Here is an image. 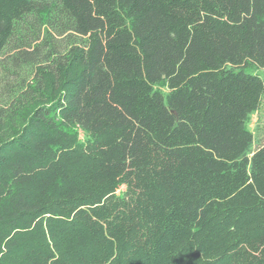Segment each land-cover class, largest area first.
I'll return each mask as SVG.
<instances>
[{
	"label": "trees",
	"instance_id": "trees-1",
	"mask_svg": "<svg viewBox=\"0 0 264 264\" xmlns=\"http://www.w3.org/2000/svg\"><path fill=\"white\" fill-rule=\"evenodd\" d=\"M6 49L0 264H264V0H0Z\"/></svg>",
	"mask_w": 264,
	"mask_h": 264
},
{
	"label": "rangeland",
	"instance_id": "rangeland-1",
	"mask_svg": "<svg viewBox=\"0 0 264 264\" xmlns=\"http://www.w3.org/2000/svg\"><path fill=\"white\" fill-rule=\"evenodd\" d=\"M10 56L9 49L0 55V100L9 94L12 88L20 85L31 73L29 66H14L10 63ZM258 72L264 77V69ZM247 125L252 131L255 141L264 139V97L259 107L248 116Z\"/></svg>",
	"mask_w": 264,
	"mask_h": 264
}]
</instances>
